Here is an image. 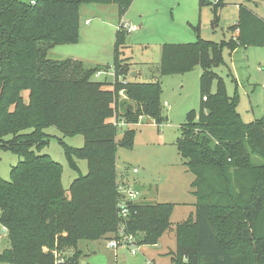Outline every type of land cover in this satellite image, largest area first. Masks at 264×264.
<instances>
[{
	"label": "trees",
	"instance_id": "16d2710c",
	"mask_svg": "<svg viewBox=\"0 0 264 264\" xmlns=\"http://www.w3.org/2000/svg\"><path fill=\"white\" fill-rule=\"evenodd\" d=\"M132 1L0 0V148L20 159L9 181L0 175V224L10 243L0 253V264H80L81 242L120 239L121 227L139 246H156L169 231L171 204L125 201L128 216L118 213L123 199L117 154L120 148H133L136 132L119 129L114 119L137 124L147 116L160 122V82H128L127 100L120 102L122 84L93 80L109 67L48 57L52 47L79 41L83 4L116 5L123 16ZM217 1L200 0L202 7H213L215 21L225 0ZM232 30L238 34L229 43L199 38L163 46L160 74L200 66L203 89L218 81L217 92L203 97L200 120L185 125L176 143L195 176L197 210L194 221L177 227L179 250L168 264H264V121L245 123L238 96L227 95L214 71L225 47H264V20L240 5ZM124 48L125 31L119 28L114 69L127 78ZM51 127L65 137L85 139L82 148L61 142L73 168L74 159L88 164L87 175L68 190L62 166L44 154L51 138L45 130ZM120 131L124 135L117 139ZM71 249L73 256L58 263L53 251Z\"/></svg>",
	"mask_w": 264,
	"mask_h": 264
},
{
	"label": "rangeland",
	"instance_id": "374dc122",
	"mask_svg": "<svg viewBox=\"0 0 264 264\" xmlns=\"http://www.w3.org/2000/svg\"><path fill=\"white\" fill-rule=\"evenodd\" d=\"M240 5L246 6L264 20V0H225L217 21L213 7H202L200 0H133L124 17L119 15L116 5L87 3L80 9L79 41L75 44L56 45L50 49V59L78 60L89 67L107 66L109 68L103 70L113 74L116 37L119 28L123 26L125 48L121 50V58L127 60L124 64L130 67L129 75L122 79L117 74L107 75V78L94 76L93 80H102L112 87L122 84L118 99L120 102L127 100L124 81L160 82L161 89L163 119L156 122L143 116L144 120L139 124L126 127L136 132L135 142L132 149L118 150L116 168L119 180L125 177L124 180L139 190L140 198L137 202L173 205L170 229L156 246L137 245L135 255L131 254L128 247L109 249L107 238L96 242H81L79 249L83 256L80 264H168L178 254L177 227L195 220L197 198L192 188L195 176L185 164L176 143L185 125L200 120V112L205 107L203 97L217 92L218 81L214 79L208 88L203 89V71L200 66L189 71L163 75L157 68L165 44H190L199 38L229 43L237 37V32L232 28L238 22ZM123 24L136 27V31L127 32ZM222 56L223 62L214 71L223 79L227 95L238 96L237 109L242 120L245 123L264 121V47H239L235 51L225 47ZM134 72L137 76H132ZM25 95L28 96L27 93ZM45 131L51 138L44 154L62 166V183L68 190L78 177L87 175L88 164L85 160L74 159L77 169L73 168L61 142L70 147L82 148L85 139L80 135L65 137L53 127ZM123 135L120 131L117 139ZM19 161L15 153L0 148V175L3 180L11 179V170ZM134 169L138 172L134 173ZM9 246L8 232L0 224V253ZM53 254L62 260L65 256H73L74 250L65 254L53 251Z\"/></svg>",
	"mask_w": 264,
	"mask_h": 264
},
{
	"label": "built area",
	"instance_id": "2783aa9c",
	"mask_svg": "<svg viewBox=\"0 0 264 264\" xmlns=\"http://www.w3.org/2000/svg\"><path fill=\"white\" fill-rule=\"evenodd\" d=\"M34 4V2H32ZM126 31L131 33L136 31V27H131V25L129 24H123ZM123 26H121L122 28ZM107 75H112L115 76L116 72L114 70L113 74L110 73H106L104 70L102 71H98L96 74L97 78H107ZM122 79V77H120ZM125 84H127L126 81H124ZM121 94H123V92H121ZM167 105V104H166ZM144 120V117L141 116L140 120ZM115 125L119 128L122 129L123 127H128L131 124H128L124 121L121 122H117V118L114 119ZM138 122V124H139ZM138 170L134 169V173H137ZM118 191L120 193V195L122 196L121 202L118 204V213L122 218H126L128 216V208H127V204L125 201H131V202H137V200L140 198V192L134 187L133 184H130V182L128 180H119L118 181ZM4 230L7 232V229L4 227ZM120 239H116V237H113L112 239H110L108 241V248L112 249V250H118L119 248H126L128 247L129 249H131V254L135 255L136 254V250H137V242L136 239L132 236V235H126L124 233V228L121 227L120 230ZM63 260H59L58 263H62ZM146 264H152L151 262H147Z\"/></svg>",
	"mask_w": 264,
	"mask_h": 264
},
{
	"label": "crops",
	"instance_id": "0c3cea01",
	"mask_svg": "<svg viewBox=\"0 0 264 264\" xmlns=\"http://www.w3.org/2000/svg\"><path fill=\"white\" fill-rule=\"evenodd\" d=\"M34 0H30V2H33ZM124 17V16H123ZM236 35L238 34V33H235ZM88 65H92V64H88ZM92 66H101V65H92ZM135 73V76H137V73L136 72H134Z\"/></svg>",
	"mask_w": 264,
	"mask_h": 264
},
{
	"label": "water",
	"instance_id": "95a60500",
	"mask_svg": "<svg viewBox=\"0 0 264 264\" xmlns=\"http://www.w3.org/2000/svg\"><path fill=\"white\" fill-rule=\"evenodd\" d=\"M132 76H135V73H132Z\"/></svg>",
	"mask_w": 264,
	"mask_h": 264
}]
</instances>
